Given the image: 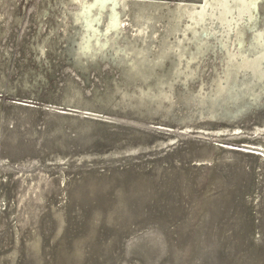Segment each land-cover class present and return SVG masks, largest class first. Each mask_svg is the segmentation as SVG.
Here are the masks:
<instances>
[{
  "label": "rangeland",
  "instance_id": "374dc122",
  "mask_svg": "<svg viewBox=\"0 0 264 264\" xmlns=\"http://www.w3.org/2000/svg\"><path fill=\"white\" fill-rule=\"evenodd\" d=\"M155 1L163 49L168 9L201 0ZM77 9L0 0V264H264V93L233 117L192 114L187 97L222 71L210 36L188 85L141 101L175 56L147 81L110 46L77 59Z\"/></svg>",
  "mask_w": 264,
  "mask_h": 264
},
{
  "label": "bare ground",
  "instance_id": "6f19581e",
  "mask_svg": "<svg viewBox=\"0 0 264 264\" xmlns=\"http://www.w3.org/2000/svg\"><path fill=\"white\" fill-rule=\"evenodd\" d=\"M71 1L78 6L73 13L74 21L83 29L74 52L77 59L83 56L91 59L98 53L105 55V46H110L120 62L126 65L128 73L147 81L157 75H154V67L159 59L169 53L175 56L174 74L165 78L157 75L154 83H147L146 90L141 89V101L145 98L172 100L176 81L188 85L197 75L195 68L207 52L213 50L209 49L210 36L223 51L222 71L215 69L208 86L200 79L198 90L186 96V105L192 114L204 119L233 117L246 106L257 104L264 93V24L258 26L255 14L264 7V0H201L198 5L179 3L168 9L167 19L176 26L163 36V49H157L153 41L158 38L161 28L151 27L149 23L159 22L167 3L155 0ZM104 14L107 20L103 28H99L97 24ZM129 33L132 38L127 36L126 42L116 41L117 37ZM169 35L175 40L167 41ZM164 86L169 89L165 90Z\"/></svg>",
  "mask_w": 264,
  "mask_h": 264
}]
</instances>
